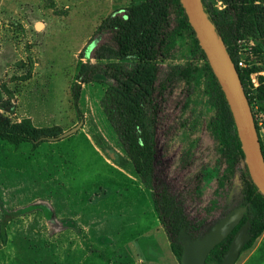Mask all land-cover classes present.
<instances>
[{"label":"rangeland","instance_id":"obj_1","mask_svg":"<svg viewBox=\"0 0 264 264\" xmlns=\"http://www.w3.org/2000/svg\"><path fill=\"white\" fill-rule=\"evenodd\" d=\"M146 1L0 0V130L17 132L25 120L53 130L38 143L0 139V264H182L155 205L161 185L198 239L186 246L234 223L230 235L240 232L241 218L229 215L242 197L244 164L221 92L176 5L173 33L154 61L158 86L170 83L155 114L146 110L152 154L144 175L120 137L115 121L131 108L122 92L138 60L120 55L115 25ZM206 1L230 26L231 6ZM245 6L233 46L247 66L241 73L264 147V0ZM150 19L156 17L139 16L135 24ZM81 123L75 134L52 140ZM222 251L206 263L221 264ZM235 264H264V233Z\"/></svg>","mask_w":264,"mask_h":264},{"label":"trees","instance_id":"obj_2","mask_svg":"<svg viewBox=\"0 0 264 264\" xmlns=\"http://www.w3.org/2000/svg\"><path fill=\"white\" fill-rule=\"evenodd\" d=\"M202 1L209 19L214 23L219 36L227 45L228 52L236 64L244 88H246L245 78L241 73V69L238 65L239 61L236 59L234 53V46L240 35L247 0H224L231 6L233 11L234 21L230 26L222 24L218 12L210 8L206 0ZM173 5L179 7L184 14L185 20L189 24L188 17L180 0H147L144 4L131 8V14H129L126 19L127 22L121 23L118 21L116 23V30L113 36V40L118 45V50L121 56H134L138 60L131 75H128V81L124 84L122 92L131 108L123 111L119 120H116L115 122H117L118 132L129 157L134 163L136 171L143 175L145 173V165L147 161L150 160L152 154V147L148 145L146 138H144V133L146 131L145 120L147 117L149 118V114L148 116L146 115V110L155 114L156 107L158 106V97H162L163 90L170 83V81H168L167 83H160L158 86L160 70L154 61L157 59V55L161 53L164 47L168 44L173 33L171 29L170 10ZM139 16H153L156 17V19L154 21L150 19L140 27L135 24V20ZM201 51L208 63L209 71L221 92L226 107L233 142L245 168V173L241 181L242 197L238 205L230 212L229 217L230 219L235 217L241 218V223L238 228L244 229L245 231L247 244L244 250H246L251 248L264 233V193L259 190L250 176L232 112L225 95L214 76L205 53L202 49ZM251 74L252 72L250 73L249 78ZM246 94L249 99L247 92ZM80 95L81 87L78 86L74 94V101L78 108V113L82 118L79 110ZM154 116L155 115L153 114L152 116L150 115V120L153 125L156 123ZM17 127L18 131L14 133H7L0 130V139L6 140L14 145L38 143L39 141L47 139L46 135L53 132V130H39L35 128L29 120H25ZM262 149L264 153L263 146ZM158 188L159 192L155 198V205L171 241L172 252L181 262L185 255V240L187 239L191 243H195L198 239L194 236L191 222L186 217L183 209L179 206L176 198L166 186L161 185ZM234 238L235 235L232 233L224 242L212 251L213 253L220 247H223V251L219 256L220 263L223 262ZM3 239L6 240L5 232L3 233Z\"/></svg>","mask_w":264,"mask_h":264},{"label":"water","instance_id":"obj_3","mask_svg":"<svg viewBox=\"0 0 264 264\" xmlns=\"http://www.w3.org/2000/svg\"><path fill=\"white\" fill-rule=\"evenodd\" d=\"M195 32L199 46L205 53L232 112L238 136L245 155L250 176L264 193V153L251 104L247 97L239 71L228 52L227 45L219 36L216 26L209 19L202 0H180ZM82 123L52 140L65 139L82 128ZM236 223L207 238L202 244L185 248L182 264H207L212 251L231 233ZM190 242V241H189ZM247 244L244 229L235 236L221 264H235Z\"/></svg>","mask_w":264,"mask_h":264},{"label":"built area","instance_id":"obj_4","mask_svg":"<svg viewBox=\"0 0 264 264\" xmlns=\"http://www.w3.org/2000/svg\"><path fill=\"white\" fill-rule=\"evenodd\" d=\"M238 65H239L240 69L247 67L246 64L243 61H240L238 63ZM258 74L259 73H252L251 76H250V79H251V81H252V83L254 85H259V81H258V78H257Z\"/></svg>","mask_w":264,"mask_h":264},{"label":"bare ground","instance_id":"obj_5","mask_svg":"<svg viewBox=\"0 0 264 264\" xmlns=\"http://www.w3.org/2000/svg\"><path fill=\"white\" fill-rule=\"evenodd\" d=\"M38 27L40 28L41 27V24H38Z\"/></svg>","mask_w":264,"mask_h":264}]
</instances>
